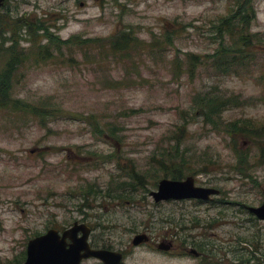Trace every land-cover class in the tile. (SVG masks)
I'll use <instances>...</instances> for the list:
<instances>
[{
  "label": "rangeland",
  "instance_id": "1",
  "mask_svg": "<svg viewBox=\"0 0 264 264\" xmlns=\"http://www.w3.org/2000/svg\"><path fill=\"white\" fill-rule=\"evenodd\" d=\"M251 5V32L264 34V0ZM239 7V0L10 1L0 75L7 52L24 62L7 70L9 90L0 96V264H22L30 240L81 220L114 250L132 248L146 230L154 241H173L168 253L131 252L127 264H197L185 252L201 233L190 228L195 220L222 225L194 237L215 249L210 264H264V236L242 212L264 201V50L253 79L218 77L208 67L190 75L186 59L214 54L217 22ZM39 27L61 46L43 31L30 34ZM130 31L142 43L165 35L172 43L164 53L121 60L109 42ZM210 93L237 98L242 106L223 122H249L255 134L231 139L206 126L195 102ZM235 152L247 158L243 168ZM171 172L218 190L213 199L224 204H155L149 195ZM257 233L259 261H252Z\"/></svg>",
  "mask_w": 264,
  "mask_h": 264
},
{
  "label": "trees",
  "instance_id": "2",
  "mask_svg": "<svg viewBox=\"0 0 264 264\" xmlns=\"http://www.w3.org/2000/svg\"><path fill=\"white\" fill-rule=\"evenodd\" d=\"M252 1L254 0H239V9L237 11L231 10L226 17L217 22V33L215 36L216 40L219 41V48L214 54L207 57H186L189 66L188 73L190 75L196 69L208 67L218 77H235L238 79L249 77L253 79L255 76L253 65L256 64V54L257 52L259 53V50H264V47L259 48L264 45V34H252L251 32V25L256 20V12L251 5ZM39 31L45 33L52 47L61 46V43L57 42L54 37L48 36L47 30L42 27H39L37 30H30V34L34 36ZM171 40V37L165 35L161 39H154L149 44H146L138 41L136 35L130 31L115 36L109 42V49L110 53L115 57L117 56L121 60L129 61V58L137 57L138 54H152L154 51H157V54L164 53V45L170 46ZM77 41L79 39L75 40V42ZM88 43L85 41L81 42V44ZM38 49H40L38 50L41 52L40 55L42 53L48 55L49 51L44 49V47ZM55 53L58 54L59 49H56ZM7 55L9 60L5 63V71L0 75V96L4 97H6V92L9 90V75L7 73L9 71L7 70H13L11 68L12 63L21 65L24 62L17 53ZM175 63L179 68V60L176 59ZM195 104L201 105L202 111H199L197 114H202L203 123L206 126H210L212 130L225 132L231 139L239 135L250 137L249 134H255L249 122L237 120L228 123L223 122L222 116L226 112L242 106V103L237 98L216 96L215 93H210L201 102H195ZM33 112L39 115L37 111ZM245 125L249 127L246 128ZM235 154L237 155V166L243 168L245 159L247 158L240 152H235ZM161 166L166 168V165ZM183 177V174L179 172H171L172 181H179Z\"/></svg>",
  "mask_w": 264,
  "mask_h": 264
},
{
  "label": "water",
  "instance_id": "3",
  "mask_svg": "<svg viewBox=\"0 0 264 264\" xmlns=\"http://www.w3.org/2000/svg\"><path fill=\"white\" fill-rule=\"evenodd\" d=\"M100 2L102 0H93ZM220 192L212 188H198L194 179L189 177L184 181L162 180L158 183L156 192L150 193L155 204L162 202L203 201L219 196ZM264 194V193H263ZM249 212L264 221V205L260 208H249ZM80 227L75 225L59 235L55 230H49L45 235L30 240L26 248V260L23 264H80L82 260L96 259L104 264H112L116 254L104 251H92L87 244V236L76 238ZM143 237H136L133 244L141 243ZM66 240L70 243L66 244ZM120 257V256H118ZM120 259L118 260V262Z\"/></svg>",
  "mask_w": 264,
  "mask_h": 264
},
{
  "label": "flooded vegetation",
  "instance_id": "4",
  "mask_svg": "<svg viewBox=\"0 0 264 264\" xmlns=\"http://www.w3.org/2000/svg\"><path fill=\"white\" fill-rule=\"evenodd\" d=\"M10 1L13 0H0V27H4L3 26V20L6 18L4 15V13H2L4 10L6 13L10 12L9 10V3ZM103 1V0H102ZM82 6V5H81ZM18 23V21H17ZM17 27V25H10L11 30L14 32L15 28ZM13 47L17 46V41L13 40ZM11 48V49H12ZM9 50V49H8ZM6 54H14L13 51L11 52H7ZM9 60V59H8ZM16 63H12V69L15 68ZM264 193V192H263ZM263 198H264V194H263ZM181 202H186V201H181ZM191 203H194L196 205H208L209 207L211 206H219V204L223 205L224 203H221L220 201H216L213 198H211L210 200L203 202V201H196V200H192V201H188ZM264 205V201L263 204L261 206ZM261 206L257 207L260 208ZM242 212L249 214L252 217V220H254V222H256V224H253V227H255V231L260 232L261 236H264V221H260L257 217H255L253 214H251L249 212V208L243 207ZM92 220V219H91ZM90 220V221H91ZM256 220V221H255ZM245 224V223H244ZM244 224L241 223V226H243ZM75 225H77V227H80V231H78V234L76 235L77 239H80L83 235L87 236V244L89 245L90 249L92 251H104V252H110L113 254H116V256H120V257H113L114 259L112 260V264H127V260L130 257V253L131 252H136L138 250L144 249V248H149L152 251H155L157 253H168L169 251H172L174 249V244L173 241H169V240H159L154 241L153 239H151V237L149 236L147 230L145 233L141 234V235H135L134 238L131 241V246L132 248H127L125 250H114L111 246H107V243L104 241V239H99L95 236L94 230L95 227L92 223H90L89 221L87 222V220H81V221H76L74 222L72 225H68L66 227H61V228H57V229H50V230H56L58 232L59 235H62L64 232H66L67 230L71 229L72 227H74ZM260 225V226H259ZM222 225L213 222L210 225H200V223L195 220L192 223V227L191 230H195L198 229L199 233L198 235L194 236L195 238H201L203 240V238L205 237V232L212 229H218L220 228ZM103 230H105V228H103ZM259 234L257 233L253 242V251L249 252L247 254L251 255V260L252 261H259V250H258V246L257 244H255V240L257 241V239L259 238ZM136 237H143L141 243H139V245L135 246L133 244L134 239ZM192 237V240H190V245L191 247L187 250H185L187 256L191 259H194L196 261H199V264H210L209 262V258H211V252H215V249L213 248L212 250H208V246L202 243H199L198 245L195 244V238ZM70 241L66 240V244H69ZM217 255L223 256L221 250L219 249L218 251H216ZM235 256V258L237 259L238 256L234 253H231ZM120 259V261L118 262V260ZM176 259V258H173ZM222 260V258L218 259L217 264L219 263V261ZM251 260H247V263H250ZM104 264L102 262H100L99 260L96 259H88V260H82L80 264ZM197 263V264H198Z\"/></svg>",
  "mask_w": 264,
  "mask_h": 264
}]
</instances>
